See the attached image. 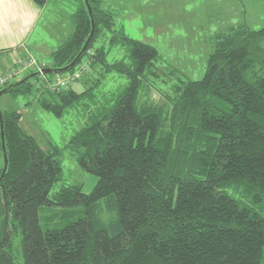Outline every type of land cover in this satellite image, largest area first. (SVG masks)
<instances>
[{
    "label": "trees",
    "instance_id": "obj_1",
    "mask_svg": "<svg viewBox=\"0 0 264 264\" xmlns=\"http://www.w3.org/2000/svg\"><path fill=\"white\" fill-rule=\"evenodd\" d=\"M33 1L40 8L48 2ZM87 1L91 16L82 0L73 31L45 69L59 77L87 62L102 78L81 92L72 85L52 92L47 83L55 77L43 74L35 88L30 75L39 74L30 70L23 83L0 87V100L36 93L58 118L84 105V126L67 148L97 181L89 194L75 184L50 196L62 179L57 150L41 149L17 109L0 108L7 156L0 264H15L13 232H20L25 264H264V27L243 23L212 36L203 76L179 79L158 105L138 101L146 72L158 77L157 50L114 33L109 48H126L127 59L109 62L105 44L94 42L111 30L112 17L104 0ZM91 19L85 51L59 72L80 54ZM107 75L127 83L103 94ZM2 169L3 156L0 176ZM49 206L80 210L62 228L43 231L39 210Z\"/></svg>",
    "mask_w": 264,
    "mask_h": 264
},
{
    "label": "rangeland",
    "instance_id": "obj_2",
    "mask_svg": "<svg viewBox=\"0 0 264 264\" xmlns=\"http://www.w3.org/2000/svg\"><path fill=\"white\" fill-rule=\"evenodd\" d=\"M248 1L253 0H104L102 7L112 17L113 25L110 31H105L94 43L105 44L109 53L107 56L109 62L127 59L126 48L117 45L109 48V41L114 33L155 48L158 59L154 62V66L158 77L146 72L147 78L139 88L138 101L151 100L161 105L164 103L161 93H168V88L178 84L179 79L198 80L203 76L206 59L213 49L212 36L217 32L226 31L225 24L233 13L231 10L233 7L230 8L233 4L238 3L240 6H238L240 10L236 13V22L238 19H244L241 13L243 10L247 14L251 28L260 29L264 26V0H256V11L252 9V5L249 10L244 6L241 7V3L247 4ZM81 3L82 0H48L40 13L34 15L32 11H29V14L26 12V24L29 23L32 29L31 39L27 44L42 41L53 50L60 46L74 29V16ZM38 8L40 9L39 6ZM26 54L23 48L10 47V50L0 57V75L15 69L19 70L18 62L22 61ZM29 54L38 63L49 65L51 62L47 56L35 55L36 58ZM29 72L28 68L19 70L10 84L21 82ZM50 75L52 78L55 77L52 74L46 76L50 77ZM100 78H102L100 71L87 69L81 77L82 81L72 84V88L76 92H81ZM44 81L43 74L31 78L35 88L40 87ZM100 82L99 89L104 94L126 84L127 79L118 75H107ZM148 85L153 86L150 91L145 90ZM47 91L50 90L47 88ZM100 95L101 93H98V96ZM38 98L36 93L26 99L23 97L11 99L9 95H4L0 100V108L17 109L22 115L21 127L37 139L41 149L57 150L62 166V179L53 185L50 196L63 186L75 184H80L82 191L89 194L97 178L83 171L78 164L76 154L67 148L73 134L84 126L86 120L84 105H76L58 118L44 111L38 101L42 96ZM29 100L31 102L25 106ZM47 100H50L49 97ZM0 160L1 166V151ZM78 210L80 208L42 207L39 210L41 229L45 231L62 228L67 221L75 220V217H71ZM61 215L62 220L59 219ZM103 218L107 220V215ZM2 221L0 210V234L3 229ZM11 253L15 264H25L20 232H13L11 235Z\"/></svg>",
    "mask_w": 264,
    "mask_h": 264
},
{
    "label": "crops",
    "instance_id": "obj_3",
    "mask_svg": "<svg viewBox=\"0 0 264 264\" xmlns=\"http://www.w3.org/2000/svg\"><path fill=\"white\" fill-rule=\"evenodd\" d=\"M252 9L256 11L257 1H248L247 4L241 3V7L244 6L247 10ZM238 3L233 4L232 15L228 18V23L225 24L226 30L234 25L238 24H247L250 28L249 21L247 19V14L242 10L244 19H238L236 22V13L240 10ZM80 5L77 8L79 9ZM244 9V10H246ZM41 8L39 9L37 4L33 0H0V57L5 55L10 47L16 46L18 48H23L28 53L32 55H37L39 57L47 56L50 58L52 52L55 50L46 46L42 41L33 42L28 45L27 41L31 39V31L29 23L26 24V12L29 14V11H32L34 15L40 13ZM233 20V21H232ZM240 21V22H239ZM264 27V26H263ZM261 27V28H263ZM260 28V29H261ZM253 29V28H252ZM27 33V35H26ZM221 33V32H217ZM216 33V34H217ZM264 47V41H263ZM33 51V52H32ZM25 56V55H24ZM36 57V56H35ZM37 58V57H36ZM44 62V61H43Z\"/></svg>",
    "mask_w": 264,
    "mask_h": 264
},
{
    "label": "built area",
    "instance_id": "obj_4",
    "mask_svg": "<svg viewBox=\"0 0 264 264\" xmlns=\"http://www.w3.org/2000/svg\"><path fill=\"white\" fill-rule=\"evenodd\" d=\"M88 64L89 63L85 62L77 66L72 73L55 77L54 79H52L50 82L47 83V88L52 92H56L68 88L82 77V75L88 68ZM18 67L20 71L28 68V70H32L38 72L39 74H42V70L45 68V64L38 63L34 59V57H32L28 53L24 56V59L22 61L18 62ZM19 70L15 69L12 72H8L6 74L0 75V87H4L5 85L9 84L11 79L15 77V75Z\"/></svg>",
    "mask_w": 264,
    "mask_h": 264
},
{
    "label": "water",
    "instance_id": "obj_5",
    "mask_svg": "<svg viewBox=\"0 0 264 264\" xmlns=\"http://www.w3.org/2000/svg\"><path fill=\"white\" fill-rule=\"evenodd\" d=\"M84 1H85V4H86L88 13L91 16V10H90V7L88 5V1L87 0H84ZM94 29H95L94 21H93V19H91V31H90L89 37L87 38V40H86V42H85L80 54L70 63L69 66H67V67H65L63 69H59L58 70L59 72L67 71L69 68H72L78 62V60L80 59L82 53L85 51V49H86V47H87V45H88L93 33H94ZM50 71H51L50 69H43L42 70V74H48V73H50ZM35 75L36 74L34 73V74L30 75V77H34ZM26 79L22 80L21 83H23ZM2 94H3V92L1 91L0 92V96ZM0 141H1L2 156H3V169H2L1 176H0V180H1L2 177L4 176L6 168H7V156H6V150H5V144H4V132H3V122H2L1 112H0Z\"/></svg>",
    "mask_w": 264,
    "mask_h": 264
}]
</instances>
